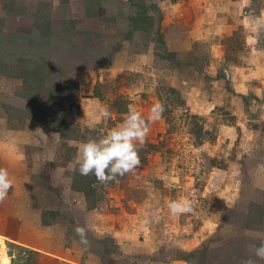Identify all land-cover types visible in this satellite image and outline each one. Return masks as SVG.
<instances>
[{"label":"rangeland","instance_id":"374dc122","mask_svg":"<svg viewBox=\"0 0 264 264\" xmlns=\"http://www.w3.org/2000/svg\"><path fill=\"white\" fill-rule=\"evenodd\" d=\"M169 1L175 0L144 2L155 3L162 11L163 2ZM256 3L259 5L261 0ZM135 11V4L130 5L128 0H0V56L8 54L4 63L20 69L22 58H41L50 72L48 79L59 82L63 89L73 87L76 76L86 70L111 66L115 56L122 63L128 55L153 46L149 72L124 70L116 78L96 84L101 99L108 102L110 112L113 109L116 113L101 125H81L79 137L73 138L81 142L99 138L117 127L130 110L147 119L152 105L160 102L165 111L161 120L150 123L146 141L139 146L140 165L116 180H95L97 205L93 208L77 199L68 204L59 202L60 229L78 226L92 230L91 221L103 219L125 230L129 235L125 246L130 254L119 251L118 256L106 259L107 264H168L174 260L183 264H245L250 258L255 264H264L254 256L255 247L263 239L249 231L263 220L260 192L253 187L252 174L264 157V93L255 96L247 85H239L243 80L237 71L248 62L243 53V29L235 30L234 40L225 46L216 45V41L212 46L195 44L193 52L169 60L161 58L164 49L157 41L156 30L164 33L159 23L157 26L156 16L150 30L132 32L125 39L133 27L127 17ZM37 18L40 24L50 23L51 31L56 33L48 52L36 46L28 48L22 38L33 36ZM117 44L119 50L112 54ZM108 59L109 65L97 66ZM17 75L20 77L0 72V168L3 159L19 155L28 169L35 164L40 169L46 162V151L56 147L48 155L54 160L61 158V149L55 144L62 147L61 143H66L59 142L55 135L30 137L18 151L22 139L4 133L6 128L19 126L16 119L8 118L3 107L23 87L27 76L22 72ZM181 84H190L192 94L181 93L176 87ZM131 89L135 93L130 97ZM35 100L46 101L40 116L47 113L52 118L58 110L70 108L65 101L46 105L48 99ZM73 133L75 136V132L68 134ZM63 146L69 159L74 146ZM39 186L45 190L46 200L53 196L48 203L55 204L59 187L43 182ZM15 191L12 186L7 198L0 201V229L4 235L16 232L21 222L20 217L6 214V206L11 203L8 199ZM173 202L189 205L192 214L171 218L167 207ZM3 236L0 253L6 257L3 261L0 254V264H8L7 254L11 264H31L33 255L10 245ZM195 250L200 251L193 258L183 259Z\"/></svg>","mask_w":264,"mask_h":264},{"label":"crops","instance_id":"0c3cea01","mask_svg":"<svg viewBox=\"0 0 264 264\" xmlns=\"http://www.w3.org/2000/svg\"><path fill=\"white\" fill-rule=\"evenodd\" d=\"M257 1L175 0L174 2L169 1L168 4L163 2L160 27L164 33L163 41L166 50L174 54L172 59L175 60L181 55L193 52L195 44L206 43L212 46V43L216 41V45L225 46L234 40L233 32L240 27L245 34L243 53L246 54L245 61L248 62L237 71L239 78L243 80V83L239 85H247V90L251 88L255 96L262 95L264 93V0H261L259 5ZM221 41L226 42L221 43ZM152 47L151 44L145 51L128 55L127 60L125 58L126 61L122 63L118 60V56H115L111 66L92 68L76 76L75 93L72 94L70 101H65V105H70V108L58 110V118L75 129L77 128L79 132L80 128L82 129L81 125L88 126L89 121L93 119V108L96 101L109 108L108 102L101 99L100 93H97L96 84L114 79L124 70L149 72L147 67L154 56ZM189 85L181 84L176 87L181 93L192 94ZM130 92L131 97L135 92L132 89ZM186 99H189L188 96ZM111 111L112 115L116 113L113 109ZM23 126L17 129L6 128L4 132L8 136L15 135L20 140L22 139V143H18V151L30 137L37 139V136H43L42 138L45 139L47 136L53 138L55 135L59 142L62 140L68 146L73 145L75 152L69 159H66L63 146L66 144L61 143L62 147L60 144H55L61 149V158L54 160L53 155H48L54 153L56 147L53 150H47L46 162L40 169H37L36 164L32 169H28L22 156L14 155L15 157L7 159L6 153L1 152V155L3 153L6 158L2 160L1 167L9 171L12 186L16 190L8 199L12 204L6 206V214L20 217L21 222L16 232L4 235L1 234L0 229V235H4L3 237L9 240L10 245L17 246L24 253L33 255L34 259L31 264H107L106 259L118 256L119 251L123 254H130V249L125 246V238L129 235L123 229H116L109 222H102L103 219L102 221L96 220V223L91 221L95 229L86 230V243H82L81 237L75 232L78 226L73 227L72 230H69L68 226L64 230L60 229L59 221L62 211L58 207L59 202L68 204L77 199L84 205L87 203L81 191L71 188V174L76 167L78 146L82 143L81 140L73 138L79 137V133L75 132V136L72 137H63L60 132L50 131L47 113L39 118L26 119ZM29 127H34L32 128L34 133L29 131ZM261 158L254 167L252 184L260 192L259 201L262 204L263 220L260 226L250 228L255 230L249 231L256 232L264 240V157ZM41 177H44L45 181ZM39 182L50 186L55 185V189L59 187V197H56V200L54 198L55 204L48 203L53 196L46 200L45 190L41 189ZM70 206L75 207V204L71 203ZM2 236H0L1 239ZM2 240H0L1 244ZM106 245L112 250L109 254L103 251ZM1 257L4 261L6 256ZM24 260L26 263V258ZM10 261L12 263L11 259ZM161 264L167 263L161 262ZM168 264L183 263L174 260Z\"/></svg>","mask_w":264,"mask_h":264},{"label":"trees","instance_id":"16d2710c","mask_svg":"<svg viewBox=\"0 0 264 264\" xmlns=\"http://www.w3.org/2000/svg\"><path fill=\"white\" fill-rule=\"evenodd\" d=\"M144 1L145 0H139L137 3H134V0H128V3L130 5L133 6L135 4L136 11L134 14L129 15L127 17V20L130 21L133 27H131L130 31L125 34V39L130 38L132 32L147 31L148 29L150 30L152 28V24L154 23L153 16L157 17V26L159 27L158 23L160 24L162 18L161 11L155 3L146 4ZM34 24L35 25L33 36L28 35L26 37H22L23 41L26 42L28 48L30 46H36L37 48H41L45 52L50 51V46H52V43L55 41L54 37H56V33L53 34V31H51V24H40L38 18L34 19ZM72 25L70 28H72ZM55 31L59 33L57 30ZM62 31L67 32L68 30L67 28H63ZM62 31H60V33H62ZM156 31L157 41L164 49V54L161 56V58L172 60L174 54L166 50L162 33L159 31V29H157ZM61 38H63L62 35ZM119 47L120 44L115 45L113 47L112 54L113 52L118 51ZM6 55L8 54L6 52H3L0 56V70H5L0 72L8 77H18L19 75L17 74L20 72H22V76H27L26 79H23V87L21 91L17 92L16 95L14 94L12 98L3 103L4 111L7 114L8 118L16 119L19 122V126L17 125L13 127L22 128L23 123L26 119L39 118L40 113L44 112V110H41V106L46 103V101L43 100L36 102L35 99H48L46 105L57 104L71 100L72 94L75 93V85H73V87H65V89H63L62 84H59V82H56L53 79L49 80L48 74L50 72L45 70V63L44 61H40L42 60L41 58H37L36 60H32V58L29 57L22 58L20 62V65H22V67L20 69H17L15 65L8 66L4 63V61L8 59ZM110 61L111 60L108 59L107 62L103 64L99 63L97 66L109 65ZM29 64H31L32 66H29ZM22 68L23 71L21 70ZM45 83H47L48 86H44ZM168 90H170L171 92L175 91L171 87H169ZM48 119L50 121V130L60 132L61 136L63 137H72L74 136V134L70 135L68 134L69 132H78L77 128L75 129L70 124L59 119L57 116H54L52 118L48 116ZM95 180L96 178L92 175H80L78 171H76V167L71 174V188L76 191H81L85 195L86 202L89 208H93L97 205L96 186L93 184ZM103 251L105 252V254H109V252H111L112 250L109 246L106 245L104 246ZM199 251L200 250L190 251L188 253V256L183 257V259L185 261H188L189 259L193 258V256H195L197 253H199ZM7 259L8 264H11L10 257L8 254Z\"/></svg>","mask_w":264,"mask_h":264},{"label":"clouds","instance_id":"9594fccd","mask_svg":"<svg viewBox=\"0 0 264 264\" xmlns=\"http://www.w3.org/2000/svg\"><path fill=\"white\" fill-rule=\"evenodd\" d=\"M164 105L157 102L149 110L147 119L136 111L130 110L123 121L114 128L109 129L99 138L88 139L78 146L75 161L76 171L82 176L92 175L100 183H107L134 171L140 165L138 155L139 146L144 145L149 133V125L162 119ZM93 119L88 123L89 127L101 125L111 118L109 108L99 101L93 108ZM13 182L9 171L0 168V201L7 198ZM171 218L192 214V208L187 204L170 203L167 207ZM75 232L81 237V242L86 243L85 228L77 227ZM256 259L264 260V240H261L254 249ZM245 264H255L249 259Z\"/></svg>","mask_w":264,"mask_h":264}]
</instances>
